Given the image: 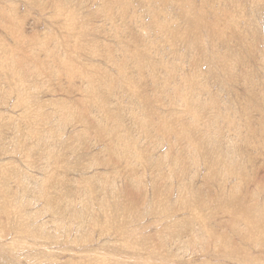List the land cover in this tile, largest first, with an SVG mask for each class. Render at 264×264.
I'll use <instances>...</instances> for the list:
<instances>
[{"label":"rangeland","instance_id":"374dc122","mask_svg":"<svg viewBox=\"0 0 264 264\" xmlns=\"http://www.w3.org/2000/svg\"><path fill=\"white\" fill-rule=\"evenodd\" d=\"M0 264H264V0H0Z\"/></svg>","mask_w":264,"mask_h":264},{"label":"bare ground","instance_id":"6f19581e","mask_svg":"<svg viewBox=\"0 0 264 264\" xmlns=\"http://www.w3.org/2000/svg\"><path fill=\"white\" fill-rule=\"evenodd\" d=\"M203 12V11H202ZM196 15V14H195ZM202 19V18H201ZM196 21V20H195ZM203 21H205V20H203ZM195 24V23H194ZM207 24H208V22H207ZM198 25V24H197ZM212 25H214V24H212ZM190 26V25H189ZM213 27V26H212ZM208 28H209V26H208ZM201 30V29H200ZM211 32V31H210ZM201 38V37H200ZM205 41H203V43H204ZM193 45V44H192ZM145 54V53H144ZM19 69V68H18ZM199 196V195H198ZM117 209V208H116ZM246 213V212H245ZM249 215V214H248ZM253 215H255V214H253ZM245 217H246V215H245ZM248 219V218H247ZM248 220H250V219H248ZM253 220V219H252ZM260 230V229H259Z\"/></svg>","mask_w":264,"mask_h":264}]
</instances>
